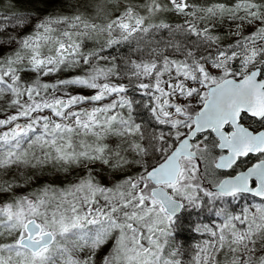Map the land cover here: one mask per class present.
Wrapping results in <instances>:
<instances>
[{"label":"rangeland","instance_id":"rangeland-1","mask_svg":"<svg viewBox=\"0 0 264 264\" xmlns=\"http://www.w3.org/2000/svg\"><path fill=\"white\" fill-rule=\"evenodd\" d=\"M35 25L0 38V264H264V198L211 190L212 132L163 185L178 216L145 176L209 87L264 70V0H70ZM31 219L54 237L38 253L20 245Z\"/></svg>","mask_w":264,"mask_h":264},{"label":"water","instance_id":"water-1","mask_svg":"<svg viewBox=\"0 0 264 264\" xmlns=\"http://www.w3.org/2000/svg\"><path fill=\"white\" fill-rule=\"evenodd\" d=\"M261 75L262 70L255 68L240 79L229 77L209 87L208 97L194 116L191 130L146 173V178L155 185L151 190L152 197L161 203L168 215L178 216L183 205L163 185L177 183L183 158L197 157L192 145L199 134L212 131L217 137L218 148L225 153L216 159L214 166L224 172L229 171L239 158L264 151V130L254 131L242 122L243 114L264 119V74ZM227 126H231L230 132L226 131ZM251 180H256L255 188H251ZM212 191L222 195L241 192L264 197V160L234 176L223 177ZM25 230L27 235L20 240V245L32 253H38L53 242V234L44 232L35 219L26 222Z\"/></svg>","mask_w":264,"mask_h":264},{"label":"trees","instance_id":"trees-1","mask_svg":"<svg viewBox=\"0 0 264 264\" xmlns=\"http://www.w3.org/2000/svg\"><path fill=\"white\" fill-rule=\"evenodd\" d=\"M70 3V0H0V14L3 13L9 14L15 12L20 14L17 23L23 25L21 30H10L5 29L0 32L1 39H17L20 40L22 36H27L37 29L35 24H38V21H41L45 16L51 15L56 11H61L62 9L66 8ZM1 20V19H0ZM5 21H0V27L3 25ZM22 32V33H21ZM22 34V36H21ZM248 122H251V119L246 118ZM245 119V120H246ZM254 122H257L253 120ZM253 127V124L249 125ZM199 157L195 160L196 163L199 161ZM201 161V160H200ZM180 227H182L180 225Z\"/></svg>","mask_w":264,"mask_h":264},{"label":"flooded vegetation","instance_id":"flooded-vegetation-1","mask_svg":"<svg viewBox=\"0 0 264 264\" xmlns=\"http://www.w3.org/2000/svg\"><path fill=\"white\" fill-rule=\"evenodd\" d=\"M263 74H264V72L262 73V75H261V77L263 76ZM244 118H248V119H251V120H255V121H257V122H260L261 120H259V119H256V118H251V117H249V116H247L246 114H243V116H242V122H243V124H244ZM245 126H247V127H249L250 129H252V130H254V131H258V130H260V129H263L264 130V128H259V129H257V128H255L254 126L253 127H250L249 125H247V124H244ZM232 130V128H231V126H227L226 127V131L227 132H230ZM209 133H211L212 131H208ZM213 133V132H212ZM214 134V133H213ZM215 136V135H214ZM198 137V136H197ZM216 137V136H215ZM217 138V137H216ZM217 140V139H216ZM180 141V140H179ZM218 142V141H217ZM216 145V152H218L219 153V156L220 155H222L223 153H225V151H222V150H220L219 148H218V143H216L215 144ZM192 149L195 151V149H194V146L192 145ZM196 152V151H195ZM262 153H264V151L263 152H261V153H259V154H257V155H252V154H250V155H247V156H245V157H241V158H239L238 159V161H237V163L238 162H240V161H242V160H244V159H246V158H248V157H250V158H257V156L258 155H260V154H262ZM218 156V157H219ZM183 159H192V158H183ZM182 159V160H183ZM196 160V159H195ZM257 161H260V160H255L254 162H252V163H249V164H244L240 169H238L237 171H232V169L234 168V166L237 164H235L229 171H226V175H224L223 177H226V176H234V175H236L237 173H240V172H242V171H245V170H247L250 166H252L255 162H257ZM201 161L199 160L198 162H197V164L199 165V166H201ZM181 164H182V161H181ZM221 171V170H220ZM221 172H224V171H221ZM251 188H255L256 186H257V182H256V180H251ZM214 187V186H213ZM213 187H211V190H212V188ZM234 193H236V194H239V195H241V196H252V197H254V198H258V199H263L264 197H262V198H259V197H257V196H255V195H253V194H250V193H241V192H234ZM234 193H231V194H234ZM228 195H230V194H228Z\"/></svg>","mask_w":264,"mask_h":264},{"label":"bare ground","instance_id":"bare-ground-1","mask_svg":"<svg viewBox=\"0 0 264 264\" xmlns=\"http://www.w3.org/2000/svg\"><path fill=\"white\" fill-rule=\"evenodd\" d=\"M206 261H207V259H206ZM203 262V261H202Z\"/></svg>","mask_w":264,"mask_h":264}]
</instances>
